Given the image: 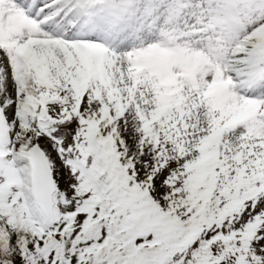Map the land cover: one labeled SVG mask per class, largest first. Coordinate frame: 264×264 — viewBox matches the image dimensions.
Returning a JSON list of instances; mask_svg holds the SVG:
<instances>
[{
	"label": "snow or ice",
	"instance_id": "snow-or-ice-1",
	"mask_svg": "<svg viewBox=\"0 0 264 264\" xmlns=\"http://www.w3.org/2000/svg\"><path fill=\"white\" fill-rule=\"evenodd\" d=\"M0 264H264V0H0Z\"/></svg>",
	"mask_w": 264,
	"mask_h": 264
}]
</instances>
